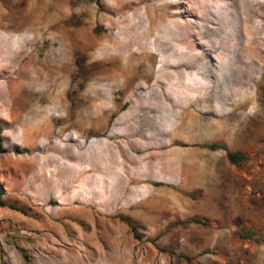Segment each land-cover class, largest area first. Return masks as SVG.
<instances>
[{"label": "rangeland", "instance_id": "rangeland-1", "mask_svg": "<svg viewBox=\"0 0 264 264\" xmlns=\"http://www.w3.org/2000/svg\"><path fill=\"white\" fill-rule=\"evenodd\" d=\"M95 1L0 0V264H264V0Z\"/></svg>", "mask_w": 264, "mask_h": 264}, {"label": "bare ground", "instance_id": "bare-ground-1", "mask_svg": "<svg viewBox=\"0 0 264 264\" xmlns=\"http://www.w3.org/2000/svg\"><path fill=\"white\" fill-rule=\"evenodd\" d=\"M1 5V4H0ZM4 14L3 13H1V10H0V41H1V43L3 42V44L4 45H6L5 47L7 48V49H5L4 48V46H2L3 48H4V50H1V52H0V57L2 56V58L3 59H6V60H9V61H16V60H18V54H19V51L20 50H22V48L24 47V46H26V45H28V42L29 41H32V39H31V36L32 35H30L29 37L25 34V33H31V34H35V31L36 30H32L33 28H31V29H28L26 32H24V33H22V34H15L14 32H12V31H8V28L5 26V25H3L2 23H1V19H3L4 17ZM139 15H141V13H139ZM138 15V18L137 19H131L130 20V22H131V24H132V26H131V24H130V27L131 28H128V31L129 30H136V28L137 27H142L143 26V28H144V22L141 20V17ZM147 15H148V17H150L149 19H150V22H149V25L151 26V27H154V25H153V18H151V16L152 15H150V11L149 10H147ZM41 16V15H40ZM135 16H137V15H135ZM247 17V16H246ZM38 18H40V17H38ZM38 18L36 19V20H38ZM248 18V17H247ZM148 19V20H149ZM155 19V18H154ZM40 20V19H39ZM155 21V20H154ZM37 24H38V22H36ZM35 23V24H36ZM43 23V22H42ZM3 25V26H2ZM46 26H51V23L48 21V23H47V25ZM34 27V26H33ZM149 27V26H148ZM150 29V28H149ZM149 29H148V31H149ZM147 30V29H146ZM135 32V31H134ZM146 33H149V32H146ZM36 35V34H35ZM148 35V34H147ZM135 37L134 38H136V39H138V40H140V36H138L137 34L136 35H134ZM143 37V36H142ZM144 38V37H143ZM135 41V40H134ZM123 43V42H122ZM122 43H121V45H122ZM134 43H136V42H134ZM139 43V42H138ZM137 43V44H138ZM119 44H120V42H119ZM117 42H116V44H115V48H117V49H119V50H121V51H126L128 48H129V46H127L128 44H127V42H126V44L127 45H125L124 44V46H121V45H119ZM143 44H145V43H143ZM132 45V44H131ZM9 47V48H8ZM132 47V46H131ZM139 47V46H138ZM142 47V46H141ZM140 47V48H141ZM2 49V48H1ZM142 49V48H141ZM130 50V49H129ZM140 50V49H139ZM3 51H5V52H3ZM117 51V50H116ZM3 52V53H2ZM146 52V51H145ZM123 53V52H122ZM121 54V53H120ZM142 54V53H141ZM33 54H29V55H27L24 59H23V61L22 62H20V65H18V67H19V69L20 70H22L23 69V67H28V66H32V65H37V63L39 62L38 60H36V59H34V57L32 56ZM149 56V55H148ZM137 57H139V56H137ZM120 58V57H119ZM53 59H55V56H54V58ZM144 59H145V57H144ZM50 60V59H49ZM51 61V60H50ZM55 61V60H54ZM53 61V62H54ZM143 62V61H142ZM2 63V62H1ZM4 64H7V63H2V65H4ZM9 64V63H8ZM45 64V63H44ZM256 63L255 62H253V63H251V65L250 66H254ZM1 65V66H2ZM12 65V64H11ZM47 65H48V67L49 68H52V69H50V70H52L53 72H54V74L51 76V74H52V72H51V74L49 75L50 76V80H49V82H50V84H51V88H54L55 89V86H56V79H55V75H56V68H55V63L54 64H50V63H47ZM201 65V64H200ZM10 66V65H9ZM44 66H46V65H44ZM12 67V66H11ZM33 69V68H32ZM39 69H40V67H39ZM263 69H264V65H263ZM19 70V71H20ZM31 70V69H30ZM34 70H37L36 68L34 69ZM46 72V76H47V71H45ZM58 72V71H57ZM118 72V73H117ZM125 72H127V70H125V68H124V66L123 65H121L120 64V66H119V69L116 71V73H115V71H114V74H112V75H109V77L110 76H112L111 78L113 79H115L117 76H126L125 78L127 79V75L126 74H124ZM30 73H32V71L30 72ZM111 73V72H110ZM59 74V73H58ZM146 74H147V72H145V71H143V75H142V78H145V77H147L146 76ZM140 75V74H139ZM35 76V75H34ZM49 76H47V77H49ZM161 76V75H160ZM32 78V77H31ZM30 78V79H31ZM37 79L39 78V77H36ZM45 78V77H44ZM29 79V80H30ZM35 79V78H34ZM43 79V78H42ZM113 79V80H114ZM263 79H264V74H263ZM46 80H48V79H46ZM38 81V80H37ZM36 81V82H37ZM45 81V80H44ZM31 82H32V79H31ZM30 82V83H31ZM46 82H48V81H46ZM48 82V83H49ZM22 83H25V82H22ZM38 83V82H37ZM40 83V82H39ZM45 83V82H44ZM26 84V83H25ZM34 84V83H33ZM36 84V83H35ZM41 84H43V83H41ZM46 84V83H45ZM49 84V85H50ZM142 84H144V83H142ZM24 86V85H23ZM26 86V85H25ZM24 86V87H25ZM34 86V85H33ZM35 87V86H34ZM33 87L31 86V89H32ZM43 88H44V84H43ZM30 90V89H29ZM41 90H43V89H41ZM45 90V92H46V89H44ZM30 92H31V90H30ZM50 92H52V91H50ZM56 96V95H55ZM60 97V96H59ZM209 98V97H208ZM59 100V99H58ZM60 102V101H59ZM246 103V102H245ZM53 107L55 108L56 107V104H55V97H54V100H53ZM53 108V109H54ZM190 124L191 125H193V126H195L196 128H197V124H198V122L196 121V119L194 120V119H192L191 121H190ZM190 124H186L185 123V125H187L188 127H193V126H191ZM236 129V128H235ZM23 131L25 132V135H28V129H26V128H24L23 129ZM230 136V135H229ZM76 148V147H75ZM73 146H69L68 145V147H63V148H59L58 150H57V152L59 153V154H61V156H62V158H65V159H68V160H71V161H76V162H80V161H84V160H92V158L91 157H88V155H84V153H81L79 150H76ZM55 162H56V160H54ZM92 162V161H91ZM64 169V168H63ZM71 171L72 172H74V173H76L77 172V170L76 169H71ZM73 175V174H72ZM68 180H70L71 181V178H69ZM67 180V181H68ZM130 180V179H129ZM132 180V179H131ZM70 183V182H69ZM68 184V183H67ZM66 183L64 184V187L66 188V186H68ZM142 192V191H141ZM143 192L144 193H146V190H143ZM142 192V193H143ZM137 193V192H136Z\"/></svg>", "mask_w": 264, "mask_h": 264}, {"label": "trees", "instance_id": "trees-1", "mask_svg": "<svg viewBox=\"0 0 264 264\" xmlns=\"http://www.w3.org/2000/svg\"><path fill=\"white\" fill-rule=\"evenodd\" d=\"M95 3L97 4V6L100 7V3H99L98 0H96ZM2 133H3V129L0 126V154L5 152ZM209 148L224 150L226 152V157H227L229 163L232 164V165H235V166L240 165L241 163H243L246 160V157H245V155L243 153H241L239 151H235V152L229 151L223 145L212 144V145L209 146ZM3 194H4L3 193V189L0 187V207H3V208L5 207V208H8L10 210L19 212V213L24 214V215L26 214L25 210L23 208L18 207L17 205H15L13 203L5 202L2 199ZM125 222L128 224V226L132 230H134V227L127 220H125ZM190 222L193 223V224H200V225H206L207 224V222L205 220H200V219H197V218H192ZM249 235H250V233H249Z\"/></svg>", "mask_w": 264, "mask_h": 264}]
</instances>
